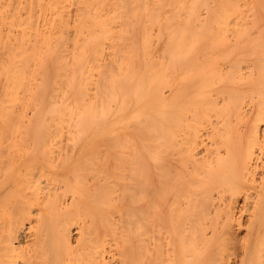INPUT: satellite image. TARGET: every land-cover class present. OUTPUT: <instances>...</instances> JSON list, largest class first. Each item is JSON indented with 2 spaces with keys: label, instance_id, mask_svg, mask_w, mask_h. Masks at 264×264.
Segmentation results:
<instances>
[{
  "label": "bare ground",
  "instance_id": "6f19581e",
  "mask_svg": "<svg viewBox=\"0 0 264 264\" xmlns=\"http://www.w3.org/2000/svg\"><path fill=\"white\" fill-rule=\"evenodd\" d=\"M0 264H264V0H0Z\"/></svg>",
  "mask_w": 264,
  "mask_h": 264
}]
</instances>
